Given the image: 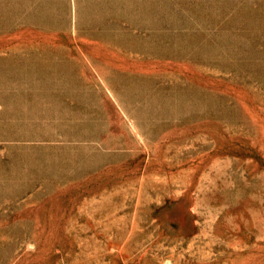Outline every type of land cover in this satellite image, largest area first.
Masks as SVG:
<instances>
[{
  "label": "rangeland",
  "instance_id": "1",
  "mask_svg": "<svg viewBox=\"0 0 264 264\" xmlns=\"http://www.w3.org/2000/svg\"><path fill=\"white\" fill-rule=\"evenodd\" d=\"M0 264H264V0H0Z\"/></svg>",
  "mask_w": 264,
  "mask_h": 264
}]
</instances>
